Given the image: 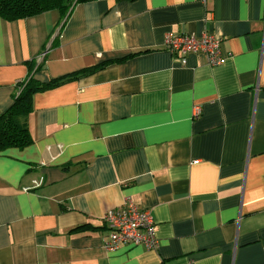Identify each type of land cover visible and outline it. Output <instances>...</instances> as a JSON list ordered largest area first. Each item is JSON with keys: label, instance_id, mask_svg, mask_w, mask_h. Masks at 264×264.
Wrapping results in <instances>:
<instances>
[{"label": "crops", "instance_id": "obj_1", "mask_svg": "<svg viewBox=\"0 0 264 264\" xmlns=\"http://www.w3.org/2000/svg\"><path fill=\"white\" fill-rule=\"evenodd\" d=\"M169 33L217 36L222 62L177 58ZM100 65L34 94L32 144L0 153V264H264V0L0 19V114L29 75ZM126 199L150 212L155 249H104L103 215Z\"/></svg>", "mask_w": 264, "mask_h": 264}, {"label": "trees", "instance_id": "obj_2", "mask_svg": "<svg viewBox=\"0 0 264 264\" xmlns=\"http://www.w3.org/2000/svg\"><path fill=\"white\" fill-rule=\"evenodd\" d=\"M84 1L86 0H0V19L5 22H14L53 10L66 15L77 4ZM28 66L31 70V62ZM102 67L103 65L83 69L47 83H40L34 79L33 75H29L25 81L18 83L12 104L0 114V153L8 149L23 150L32 144V137L24 121L32 112L31 101L34 94L77 80Z\"/></svg>", "mask_w": 264, "mask_h": 264}, {"label": "built area", "instance_id": "obj_3", "mask_svg": "<svg viewBox=\"0 0 264 264\" xmlns=\"http://www.w3.org/2000/svg\"><path fill=\"white\" fill-rule=\"evenodd\" d=\"M201 1L206 3L209 0ZM220 47L221 39L208 33H202L199 37L194 34L169 33L164 39V48L177 58L184 59L188 54H200L210 66H217L222 62ZM200 114V107L194 106L192 118L197 119ZM103 222L109 233L103 247L108 251L121 244L142 246L146 249L157 247L155 224L150 212L139 209L130 199H126L121 208L107 211L103 215Z\"/></svg>", "mask_w": 264, "mask_h": 264}]
</instances>
